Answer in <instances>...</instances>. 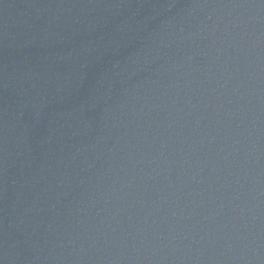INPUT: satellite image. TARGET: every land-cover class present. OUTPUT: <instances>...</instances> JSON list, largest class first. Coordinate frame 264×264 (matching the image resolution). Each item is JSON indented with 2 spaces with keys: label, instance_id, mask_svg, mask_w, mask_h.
Masks as SVG:
<instances>
[{
  "label": "water",
  "instance_id": "water-1",
  "mask_svg": "<svg viewBox=\"0 0 264 264\" xmlns=\"http://www.w3.org/2000/svg\"><path fill=\"white\" fill-rule=\"evenodd\" d=\"M0 264H258L189 0H0Z\"/></svg>",
  "mask_w": 264,
  "mask_h": 264
}]
</instances>
